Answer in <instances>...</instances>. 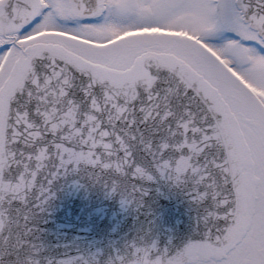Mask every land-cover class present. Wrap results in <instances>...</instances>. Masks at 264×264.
Returning a JSON list of instances; mask_svg holds the SVG:
<instances>
[{"label":"snow or ice","instance_id":"snow-or-ice-1","mask_svg":"<svg viewBox=\"0 0 264 264\" xmlns=\"http://www.w3.org/2000/svg\"><path fill=\"white\" fill-rule=\"evenodd\" d=\"M262 50L264 0H0V264H101L30 240L73 176L123 208L160 183L189 204L179 245L103 264H264Z\"/></svg>","mask_w":264,"mask_h":264},{"label":"water","instance_id":"water-1","mask_svg":"<svg viewBox=\"0 0 264 264\" xmlns=\"http://www.w3.org/2000/svg\"><path fill=\"white\" fill-rule=\"evenodd\" d=\"M70 139L79 144L77 137ZM52 192L45 210L29 222L31 242L50 259L97 254L103 264L113 249L122 250L130 241L155 239L163 248L169 242L179 245L189 232L187 200L163 183L148 185V195L136 210L121 207L118 196L109 198L99 186L75 176L56 183Z\"/></svg>","mask_w":264,"mask_h":264},{"label":"rangeland","instance_id":"rangeland-1","mask_svg":"<svg viewBox=\"0 0 264 264\" xmlns=\"http://www.w3.org/2000/svg\"><path fill=\"white\" fill-rule=\"evenodd\" d=\"M225 38H226L225 33L221 32V33L218 34V36L216 38L212 39L211 42L214 43V44H220V43L225 41ZM103 66H105V65H103Z\"/></svg>","mask_w":264,"mask_h":264},{"label":"flooded vegetation","instance_id":"flooded-vegetation-1","mask_svg":"<svg viewBox=\"0 0 264 264\" xmlns=\"http://www.w3.org/2000/svg\"><path fill=\"white\" fill-rule=\"evenodd\" d=\"M225 35H226L225 40L230 39V38H233V34L230 33V32L225 33ZM262 51H264V50H262Z\"/></svg>","mask_w":264,"mask_h":264}]
</instances>
